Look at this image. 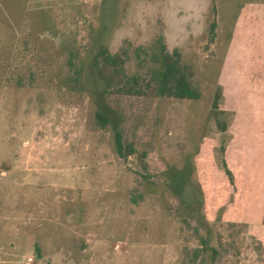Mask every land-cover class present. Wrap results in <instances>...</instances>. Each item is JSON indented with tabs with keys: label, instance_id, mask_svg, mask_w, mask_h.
Instances as JSON below:
<instances>
[{
	"label": "rangeland",
	"instance_id": "obj_1",
	"mask_svg": "<svg viewBox=\"0 0 264 264\" xmlns=\"http://www.w3.org/2000/svg\"><path fill=\"white\" fill-rule=\"evenodd\" d=\"M159 40L197 98L103 92ZM0 264H264V0H0Z\"/></svg>",
	"mask_w": 264,
	"mask_h": 264
},
{
	"label": "trees",
	"instance_id": "obj_2",
	"mask_svg": "<svg viewBox=\"0 0 264 264\" xmlns=\"http://www.w3.org/2000/svg\"><path fill=\"white\" fill-rule=\"evenodd\" d=\"M156 44L149 54L151 64L148 71L145 74L138 72L133 75L126 72V52L111 53L105 46L100 45L92 56L91 69L95 80L102 85L103 92L126 96H141L153 92L160 97L197 98V92L182 63L181 54L178 51L169 52L161 40ZM96 120L102 127L108 124V116L103 107L96 112ZM114 143L121 158H127L134 151L131 144L125 142L119 130L114 133ZM168 177L174 194L189 206L193 200L187 187L189 171L171 170Z\"/></svg>",
	"mask_w": 264,
	"mask_h": 264
}]
</instances>
